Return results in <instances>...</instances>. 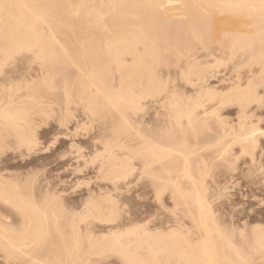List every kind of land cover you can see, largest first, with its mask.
Masks as SVG:
<instances>
[{
	"label": "bare ground",
	"instance_id": "bare-ground-1",
	"mask_svg": "<svg viewBox=\"0 0 264 264\" xmlns=\"http://www.w3.org/2000/svg\"><path fill=\"white\" fill-rule=\"evenodd\" d=\"M0 90L8 96L24 90L33 99L47 92L72 94L108 119L112 146L126 158L120 162L115 148H108L114 155L104 162L106 179L128 177L136 158L153 198L161 201L168 192L180 210L171 213L170 249L151 226L133 230L136 249L145 250L152 264H264V208H259L264 206V0H0ZM8 96H0V143L13 137L31 146L33 135L21 131L29 108H17L16 97ZM143 98L151 99L153 113ZM20 99L27 100L18 97L17 103ZM231 107L234 119L225 115ZM238 160L244 177L250 176L251 192L263 198L254 201L251 213L229 210L219 193L213 195L215 187L213 194L209 188L220 167L232 169ZM1 177L6 178L0 176V263L112 264L109 255L117 253L125 264H150L121 242V224L115 231L107 226L117 205H92L85 210L88 220L81 214L63 218L67 209L60 202L59 213L55 209L48 216L47 204ZM95 220L110 228L105 233L99 227L106 234L100 238Z\"/></svg>",
	"mask_w": 264,
	"mask_h": 264
},
{
	"label": "rangeland",
	"instance_id": "rangeland-1",
	"mask_svg": "<svg viewBox=\"0 0 264 264\" xmlns=\"http://www.w3.org/2000/svg\"><path fill=\"white\" fill-rule=\"evenodd\" d=\"M19 92L20 93L22 92V94H21L22 96H20ZM19 92H13L14 94L16 93L18 95L17 96L15 94L16 95L15 96L14 94H12L13 97L14 98L16 97L15 99H17V100H18V97L19 98L22 97V100L24 97L25 100L27 99L26 100L27 103H26V101L21 102V99H20L21 104H20V102H18L19 103L18 104L17 100H16V104H17L16 107L17 108H23V109H26V107L29 108V110L26 109L27 112H23L24 114L30 112L29 115L26 114L27 115L26 123H25L26 127L24 126V130L22 128L21 131H25V132L32 134L36 142H34L32 144L33 146L31 145L32 146L31 147L30 145L26 146V144H24L23 142H20L16 138L9 137L8 138L9 140L7 139L6 142L0 143V147H1L0 148L1 149V151H0V176H3L4 178L5 177L8 178V180H6V178L2 179V177H1V181H9L10 183H12L16 186L18 185V187L21 185L19 188L20 189L25 188V190L22 189L23 192L25 191L24 193H27V194L31 193V195H34L35 201L37 203H38V201L41 202L40 203L41 206L43 205V202H44V204H47L46 209L47 210L52 209L50 211L48 210V212H47L49 214L48 216H50V215L52 216V213L55 212V209H56V213H59L57 211H58V209H61V206L63 205L62 210H63V207H64V209H67L65 211L63 210L65 212V214H64V212L61 214V216L63 218L66 217V218L80 219L81 217H85V219L90 220L91 218H88V215H86V213H85L86 209L91 208L93 206H96V204H98V206H101L100 204L105 205V206H103L105 208H106V206H112V205L116 206L117 205L115 207L116 210L112 211V213H114V214L116 213L115 215L113 214V219H112L113 222L107 223L109 225H107L105 222L100 223L99 220H95L93 222L94 223L93 226H95V227L97 226L96 227L97 231L94 228V231H96L95 233L97 235L101 234L100 236H96V237L100 238L101 236L106 235L105 234V233H107L106 231H109V229H110V228H107L108 229L107 230L106 229L107 226L108 227L112 226L111 230L115 231V229H113V228L115 226L117 227L121 224L122 226L120 225L121 228L118 227L119 228L118 230L115 227L116 230L119 231L121 234V237L119 236V239L121 238L123 240L121 242H123V244L128 249L132 250L131 253L135 252L134 255L136 254V259H138L139 261L143 259L142 260L143 263L147 262V263L152 264L151 263L152 260H147L150 257L147 256L148 254L146 253L145 250L143 251V250L136 249L137 248L135 246V244H137L136 240H135V237H136L135 233L136 232H134L133 230H138L140 227L146 226V225H147L146 228H149L151 226L150 228L153 231V233L155 235L158 234L157 236L160 237L159 243L165 242L167 245H169L171 237L168 234L173 229L172 228L173 227L172 226L173 221L175 220V216L179 213L180 210H179V208H174L173 203H172V205H173L174 209L173 208H172L173 210L171 209V207H172L171 202H173V201L170 200V196L167 194L168 192L164 193L165 194V195L163 194L164 196L162 195V197L160 199L161 201H159L157 198L156 199L153 198V197H155L154 189H152V187H149V185L147 186L148 183H147L146 179L144 178V176H142V172L139 168V160L136 158H134V159L132 158L130 160L131 165H134V166L131 167L132 168L131 174L128 177H125L126 180L123 177H122L123 179H121V178L116 179L115 182L113 180L111 181V180L106 179L105 174L108 173V171L106 170V167H105L107 165L106 163H109V160L111 162V157L114 155V153H115V155L119 154L117 159L120 162H121V160H124L126 158V154L124 153V151L121 152L122 150L119 147L118 148L116 147L117 149L115 147H113L115 144L112 146V144H113L112 140H113V142H116V140L114 139L115 136H111L112 134H109L112 131V130H110V129H112V127L109 126V124L107 123L108 119L106 120V118H103V120H102L100 117L98 118L97 115H95L94 113H92L88 110L87 106L85 107V105L83 104V102H81V100H78L79 99L78 97H76L75 95H72V94H70V97H68L69 95L67 96L63 92L62 93L61 92L50 93V94L47 92V93H42L41 96L39 95L40 97H38V95H37L33 99L34 96L33 97L28 96L26 91L20 90ZM0 93H1V90H0ZM4 95H5V97H4ZM9 95L12 96L11 94H9ZM44 95L46 97H43ZM71 95H72V97H71ZM0 96L3 97V99H5L8 95L7 94H0ZM10 96H8V98ZM27 96H28V98H31V99H28ZM63 97H64V101H63ZM73 97L74 98L76 97L75 98L76 101L74 100ZM36 98H39V101H38V99L36 100ZM68 98H70V99H68ZM145 99H147V100H145ZM41 100H42V102H41ZM144 100H145V102H144ZM149 100L151 101L150 98H149ZM149 100H148V98H143L142 101L144 103L143 102L142 103L145 105V106L143 105L144 108H146V106H147L146 104H148V103L150 104L149 106H147L148 109H151V106H153L152 102H149ZM69 101H71V102H69ZM146 101H148V102H146ZM25 103L27 104L26 106H25ZM34 103L36 105H34ZM39 103H40V105H39ZM59 103H60V105H59ZM48 104H51V105H48ZM57 104L59 105L60 108L58 107ZM19 105L20 106L24 105V106L20 107ZM41 105L45 108H43ZM30 106L32 108H30ZM39 106H41L40 107L41 110L38 108ZM263 106H264V99H263ZM33 108L35 109V111H33L34 110ZM85 108H87V109H85ZM36 109H37V111H36ZM263 109H264V107H263ZM30 110H32V111H30ZM38 110H40V111L38 112ZM145 111H149V113H150V110L145 109ZM231 111H234V109L232 107L230 108V110L228 112L226 111L227 113L230 112V114H227L225 112L224 113L226 116L229 115L230 119H232L231 117H233V119H234V115L231 114L232 113ZM151 112L153 113L152 109H151ZM33 113H36V114L34 115ZM152 113H150V114L152 115ZM224 113H222L223 116H225ZM32 114L35 117H33ZM40 114H41V116H40ZM29 117H31L33 119L32 120L33 122L32 121L30 122L31 118H29ZM137 117H140V115L135 116L136 120H139V118H137ZM28 119H29V121H27ZM94 119H95V121H94ZM98 119L99 120L101 119L100 120L101 124H100ZM104 119H105V121H104ZM76 121H77V123H76ZM106 124L110 127L109 129L106 126ZM102 125L104 126V129H103ZM152 126H153V124H152ZM260 127L262 128V129L261 128L260 129L263 133L264 125H261ZM112 133H113V131H112ZM102 136H104V137H102ZM120 139H121V137H120ZM123 140H124V138H123ZM123 140L121 139V142L118 141V142H120L119 144L124 145ZM261 140H260L261 142L264 141V136H263V139H261ZM108 141H110L111 144ZM18 142H19V144H18ZM118 142H117V144H118ZM2 145H4L5 148ZM20 145H23V146L20 147ZM109 145H111V146H109ZM106 146H108L107 150H106ZM109 147L115 148V150L113 149V152L114 151L115 152L112 153V149H111V151H108ZM120 147H123V146H120ZM5 149H7V150H5ZM118 149H120V150L118 151ZM234 151L236 153L238 151V149L234 148L233 153H234ZM120 152H121V154H120ZM119 157H121L122 159ZM241 158L239 160L243 163L244 159L242 160ZM239 160L237 161V165H236L237 167L236 166L234 167L235 170H234V168H232L233 170L228 168V170H229V172H228V170H226L225 167L224 168L222 167L223 169L220 167V169H218L216 171V173H217L216 175H219L220 177L215 175V179H214V181H215L214 183H216V185L211 182V183H209V185H210L209 188L211 187L210 188L211 193L213 191H216V192H213L215 194L212 193L214 196H216V193H219V195H221V196H218V194H217V197H219V199L222 200V201L220 200L221 203H224V204L227 203V205H229V210H234L237 212L239 209L244 208L246 210V213H247V211L249 213L250 209L252 210V208H254V209L256 208L255 202L257 203L258 198L260 201L262 196L259 195L258 191H252L251 192V187L247 184L250 180V179L248 180L247 178H249L250 176L244 177V175H245L244 168L245 167L242 163H239L240 162ZM105 161H106V163H104ZM102 163H104V164H102ZM136 163H138V164H136ZM238 164H240V165H238ZM241 165H243V166H241ZM99 166H102V167H99ZM242 168H243V172H242ZM97 169H99V170H97ZM219 170H221L224 174L227 172L228 173L224 175ZM103 171H105V172H103ZM231 171H233L234 175L232 174ZM100 172L104 173L103 174L104 177L102 176V173H100ZM241 172L243 174L240 175ZM228 174H229V176H231V174H232V176L229 177ZM223 176H224V178H223ZM9 178L12 179L13 182L11 180H9ZM15 179H17L19 182H21V184L18 181H16ZM104 180H106V182ZM219 180H220V182H219ZM224 180H226V181H224ZM124 181H125V183H123ZM223 181H224V184H222ZM107 182H109V184ZM217 182L221 186L219 184H217ZM99 185H100V187H99ZM112 185H114L116 187H114ZM218 185H219V187H218ZM222 185L225 187L222 188ZM106 187H108L107 189H109V190H107ZM111 187L113 188V190H111L112 189ZM28 188H30V189L32 188L31 189L32 191L29 189L30 192H28ZM100 188H102L101 194L99 193ZM213 188L215 190H213ZM217 188L220 191L222 189V191H221L222 194L224 193L226 195H224V194L222 195L221 192H218ZM106 191H108L109 193ZM110 191H113V192H110ZM56 192H58L57 195H56ZM104 192L106 194H104ZM152 192H154V194ZM95 193L96 194L98 193V194L96 195ZM102 193L105 196H107L109 194L108 197H114V198L109 199L108 197H105L104 195H102ZM44 194L47 195V197L44 196ZM166 194L168 196H166ZM99 195H100V197H99ZM250 195L257 196V199L256 200L251 199ZM48 196L49 197L51 196V198L53 196V199L49 198ZM97 196L99 197V199H101L100 201H99ZM88 197H91V198L93 197V198H92V200H90V198H88ZM225 197L228 198L227 201L230 200V201H228L229 203L226 201ZM243 197H245V198H243ZM105 198L106 199L108 198V199L105 200ZM164 198L165 199L168 198L169 201H167V199H166V200H164L165 201L164 202L163 201ZM55 199H56V201H55ZM93 199L96 201H93ZM219 199L217 200V202H219ZM223 199H225V201H223ZM52 200L54 203L51 202ZM102 200H103V203H102ZM114 200L117 201L118 203L117 202L115 203ZM86 201H90V202H86ZM157 201H159V203ZM60 202L62 203V205H60ZM93 202H96V203H93ZM90 203H92V204H90ZM53 204H55V206ZM88 204H90V206ZM162 204L163 205L165 204V207ZM59 206H60V208H58ZM161 206H163V207H161ZM261 207H259V208L262 210L264 208V206H261ZM117 208L120 210H118ZM176 209H178L179 211H177ZM70 210H72V211H70ZM174 210H176L177 213ZM261 210H260V212H261ZM86 211H88V210H86ZM167 212H168V214H167ZM172 212H174L173 214L175 216L173 214H171ZM72 213H75V214H72ZM92 214L90 213V215H92ZM261 214H262V216L264 215V209L261 212ZM53 215H56V214H53ZM79 215L81 217H79ZM116 216H117V218H116ZM144 220H146V221H144ZM165 220L168 221L167 225L165 224L166 223ZM147 221H149L148 223L150 225L147 223ZM96 222H98L99 224ZM124 223H126V224H124ZM162 223H164V225ZM138 225H140V227ZM160 225L162 227H160ZM129 226L130 227L133 226V228H130ZM135 226L136 227L138 226V227L136 228ZM156 226L157 227L159 226V228H156ZM167 226H168V228L166 229ZM99 227L100 228L103 227L101 229H103V231L105 233L102 232V230ZM126 227H128L130 230L127 228L128 230L125 229L126 231H124L123 229ZM98 228L100 229V231H98L99 230ZM154 230H155V232H154ZM121 231L122 232L124 231V232L121 233ZM156 231H158V232H156ZM159 231L160 232L164 231V232L160 233ZM125 232H127L129 234L126 235ZM163 233H165V234H163ZM96 234H94V235H96ZM126 239L128 241H126ZM125 243H127L128 245ZM130 243H131V245H130ZM167 247H169V249H170V245ZM169 249H168V252L170 253ZM139 251H141V252H139ZM142 253H143V255H141ZM144 253H146L147 255ZM113 254L110 253L109 256L112 258L110 259V257H109L110 261L108 260V262L109 263L111 262L112 264H119L117 262L119 260V262L121 264V262L123 260H121L122 258H120V255H118L117 253H113ZM115 254L117 257L115 256ZM168 255H170V256H167V258H168L167 261L171 260V254H168ZM0 256L2 259V261L0 259V262H3V258H2L3 256H2L1 251H0ZM113 256L116 257V259H114ZM138 256H139V258H138ZM143 256L145 259L143 258ZM114 260H116V261H114ZM161 261L163 262V263L161 262L162 264H167L163 260H161ZM122 263L125 264L124 262H122ZM0 264H2V263H0Z\"/></svg>",
	"mask_w": 264,
	"mask_h": 264
}]
</instances>
